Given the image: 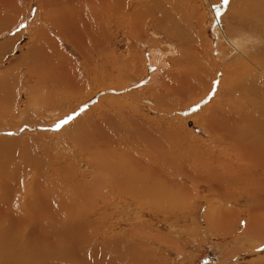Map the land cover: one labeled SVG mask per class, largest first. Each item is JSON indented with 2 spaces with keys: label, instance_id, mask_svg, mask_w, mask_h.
<instances>
[{
  "label": "bare ground",
  "instance_id": "6f19581e",
  "mask_svg": "<svg viewBox=\"0 0 264 264\" xmlns=\"http://www.w3.org/2000/svg\"><path fill=\"white\" fill-rule=\"evenodd\" d=\"M133 1L138 0H0V33L19 24L32 11V22H40L33 33L30 51L17 63L25 65L35 79L29 90L30 98L37 91L34 89L37 83L44 88H69L75 92L73 97H83L90 83L81 76V69L87 67V76L100 70L106 73L103 68L99 69L93 56L107 52V27L112 17L128 13ZM139 1L134 9L130 7L133 11L127 21L134 31L144 21H150L158 31L173 36L171 25L179 28L191 16L185 0ZM239 15L236 12L233 15L236 25L231 22L226 28L221 26L226 45H219L223 62L215 64L216 69L224 67L225 81L221 94L217 93L221 97L216 96L219 102L203 107L195 115L197 122L212 136L214 144L209 147L195 144L183 125L161 127L159 123H153L156 133H149L137 145L130 131L140 130L121 123L131 121L129 114L123 113L117 119L110 113L112 109L119 112V99L115 98L109 104L104 102L95 107L101 109L107 105L96 117L90 112L82 113L62 129L74 141L79 156L88 162L87 173L77 174L72 162L62 163L60 154L55 155L60 162L57 165L43 155H29L32 138L29 134L0 138V264H169L125 237L112 242L98 239L101 217L92 219L91 214L99 207L98 201L107 204L116 200L112 188L117 186L128 197L139 202L151 201L155 209L172 212L176 205L182 210L191 207L198 192L193 189L207 185L209 203L205 211L210 227L229 234L237 227V221H243L241 212H245L248 217L244 238L235 244H245V241L249 245L264 244V46L235 34L240 28L263 38L264 15L259 20ZM15 40L13 37L0 43L1 58L15 45ZM66 44L77 48L81 61L65 52ZM195 45V53L189 49L196 54L195 58L187 62L186 56H181L182 67L173 68L167 74L158 72L157 65L162 62L153 54L148 71L161 83L156 89L154 84L150 95L159 105L167 107L173 96L181 102L188 97L198 98L202 94L203 97L207 92L202 90L203 82L208 78L204 87H211L215 81L216 74L206 62L207 53ZM11 68L0 72V116L18 117L15 96L19 80H12ZM203 91L206 92L200 94ZM53 97L47 95L55 103ZM57 105L67 109L69 100L58 101ZM30 122L33 123L26 116L21 124ZM116 132L121 136L119 140ZM46 148L48 151L43 153L50 156L53 150ZM25 151L27 156L19 159L15 167V157ZM86 174L90 175L89 182ZM240 200L247 202L246 208L236 207ZM144 229L141 226L134 231ZM154 234L149 233L151 238L156 237ZM158 241L165 242V238ZM236 248V252L244 249ZM95 249H104L114 256L101 259V252ZM252 264H264V258H255Z\"/></svg>",
  "mask_w": 264,
  "mask_h": 264
},
{
  "label": "rangeland",
  "instance_id": "374dc122",
  "mask_svg": "<svg viewBox=\"0 0 264 264\" xmlns=\"http://www.w3.org/2000/svg\"><path fill=\"white\" fill-rule=\"evenodd\" d=\"M262 1L264 0H229V4L224 6L222 0H185L183 1L185 4L189 3L188 11L191 12V16L188 22L187 20H183L179 28H176V24L171 25V27H174L170 28V32L174 33L173 36L167 34L166 31H158L150 21H144L134 31L127 24V21L129 19L128 16L131 15L130 12L133 11L134 6L138 5L140 1H133V9L130 8L132 7L130 5L128 13L119 16V19L115 16L112 17L107 27V52H100L93 56V60H96L100 65L99 69L103 68L106 73L102 74L100 70L95 75L91 73L87 76V67L84 66V69H81V76L86 77V81L90 85L84 92L85 95L83 97L79 95L80 98L78 95V97H73L75 92H73L74 90L70 92L69 88L61 87L60 90L59 88L54 89L53 86H48L45 89L41 83L36 84L34 89L37 88V91L30 98L29 90L35 83V79L27 71L25 65L17 63L30 51L33 33L40 23L39 21L32 22L34 18V15L31 14L32 11L29 17L21 21L26 25L25 28H20V22L13 28L0 33V43L13 37L16 39L15 45L2 58L0 57V72L7 71L12 67L10 77L12 80H19V88L15 96V112L18 113V117L15 115L0 116V138H14L29 134L32 136L30 138L31 152L29 155L35 157L43 155L49 159L51 164L55 163L57 165L60 162L56 159V156L60 154L59 157L63 158L62 163L65 164L67 160L72 162L77 174H80L82 171L87 173L90 171L88 162L79 156V151L76 149L74 141L72 142V138L68 134L63 133L62 129L71 124L82 113L90 112L93 117H96L100 110H104L107 105L105 104L101 109H95V107H100L104 102L109 104L115 98L119 99V112L116 109H112L110 113L116 116L117 119L121 118L123 113L125 115L129 114L131 121H122L121 123L126 127L133 125L135 129L140 130L135 131V133L130 131L134 134V141L137 145H141V141L146 136H149V133L154 135L156 131L153 123H159L161 127H172V125L180 127L183 125L192 134L191 137L194 139L195 144H202V148L209 147L214 144L212 136L206 132L203 125L197 122L195 115L203 107L205 108L208 105L219 102L218 98L221 97L222 84L225 81L223 75L224 67L220 66V68L216 69L215 66V64L219 65L223 62L222 48L219 45H226L221 26L226 28L227 23L232 24L231 22H235L236 20L233 17L235 12L236 14H240L239 16L250 15L252 20L261 19V16L264 15V2L261 4ZM217 5H221L219 15L216 14ZM262 24L264 25L263 21ZM236 30L237 33L235 34L240 35L239 38H246L247 41L257 42L261 47L264 46V37L256 36L247 30L240 31V28ZM192 38L194 39L193 41ZM190 40L192 42L195 41V43H189ZM185 44L187 47L184 46ZM195 44H198L203 49L202 51L207 53L206 62L209 64L211 72L213 70L214 74H216L215 81H219L218 86L212 81L211 87H204L208 79L206 78L202 84V90H207V92L203 91L200 93L206 92L203 97V94L199 95L202 98L199 96L198 98L188 97L181 102L177 97L173 96L169 100L167 107L162 104L159 105L150 95L154 84H156L154 86L156 89L158 84L161 83L160 79L158 81H156V78L153 79L150 76V70L148 71L153 54L159 57L161 59L160 62H162H159L160 64L158 63L159 65H157L156 69H158V72L160 74H167V72H173L177 67H182L183 56H186L184 61L186 60L187 62L189 58H195L194 55L196 54H193L197 51ZM65 48V52H70L71 57L77 62L82 60L75 46L66 44ZM187 49H192L194 52L192 53V50H189L190 53ZM182 51L185 52L182 53ZM179 57L180 62H178ZM173 58L177 63L172 61ZM174 63L177 65L175 66ZM163 68H167L165 69L166 71ZM159 78H162V76L160 75ZM95 79L98 81L95 82ZM214 88L215 95H212L209 99V95ZM159 91L160 93H164L162 89H159ZM218 92L220 94H217ZM49 94L52 97L55 96L53 100L56 104L47 98ZM133 94L135 96H132ZM29 98L30 103L27 102ZM65 99L69 100L67 109L58 108V101L61 102ZM50 102L52 104H49ZM198 103L201 105L200 108L196 111H190ZM85 104L87 105L85 110L80 112L78 116L60 131L53 129V125L58 120L74 112H78ZM26 116H29L33 123L21 124L23 117ZM133 120H136L137 123H134ZM9 132L14 133V135H7ZM115 135L117 140L121 138V136L117 135V132ZM47 146L53 150V152L50 151V156L44 154V151H48ZM25 156H27L26 151L15 157V167H18L19 159ZM86 180L88 182L91 180L90 175L86 174ZM112 190L115 192L114 198L116 200L107 204L98 201L99 207L91 214L92 219L101 217L102 225L98 239L102 242H112L116 238L125 237L126 240L129 239L136 242V244L142 245L169 264H252L255 258L261 259V256L264 258L263 243L253 244L251 241L250 243L252 244L249 245L245 241V244H235V241L238 242L244 238V225L248 217L245 212H241L243 221H237V227L229 234L224 235L222 232L215 231L210 227V222L206 217L207 211H205L207 210L206 204L209 203L206 199V195L209 193L207 185L203 184L200 185V188L193 189L195 192L196 190L198 192L193 198L191 207H186L182 210V208H177L176 205L174 209L171 208L172 212H170L171 210L169 212H162L155 209L152 207L151 201L145 200L139 202L131 196L128 197V195L122 194V189H118V186L112 188ZM147 203L148 205H146ZM236 207L244 209L247 207V202L240 200ZM141 226L146 228L142 230L145 234L142 231H134V229ZM150 232L155 233L154 235L158 239L161 237L165 238V242L158 241L156 237V239L151 238ZM238 246H242L244 249L241 252H236L235 249ZM95 251L101 252L99 254L101 259L112 258L114 256V254L104 249H95Z\"/></svg>",
  "mask_w": 264,
  "mask_h": 264
},
{
  "label": "snow or ice",
  "instance_id": "6c2138e0",
  "mask_svg": "<svg viewBox=\"0 0 264 264\" xmlns=\"http://www.w3.org/2000/svg\"><path fill=\"white\" fill-rule=\"evenodd\" d=\"M222 4H223L224 6L228 5V4H229V0H222ZM220 7H221V5H217V6H216V14H217V15L220 14ZM217 22H219V21H217ZM25 27H26V25L23 24V23L21 22V24H20V28H25ZM217 39H218V37H217ZM214 84L218 86L219 81H218V80L214 81ZM212 95H215V88H214L213 91L210 93V95H209V99L211 98ZM204 102H206V101H204ZM202 103H203V102H202ZM200 106H201L200 103H198V104H196L195 106H193V107L190 109V111H196V110H198V109L200 108ZM86 107H87V105L85 104V105H83V106L79 109L78 112H74V113H72V114H70V115H67V116H65L64 118L58 120V121L53 125V129H54L55 131H60L65 125H67V124H68L70 121H72L76 116H78V115L80 114V112H83V111L85 110ZM185 114H187V113H185ZM21 131H23V129H21ZM7 135H14V133L9 132V133H7Z\"/></svg>",
  "mask_w": 264,
  "mask_h": 264
},
{
  "label": "water",
  "instance_id": "95a60500",
  "mask_svg": "<svg viewBox=\"0 0 264 264\" xmlns=\"http://www.w3.org/2000/svg\"><path fill=\"white\" fill-rule=\"evenodd\" d=\"M22 98V97H21Z\"/></svg>",
  "mask_w": 264,
  "mask_h": 264
}]
</instances>
